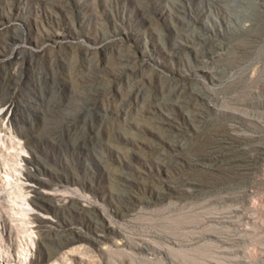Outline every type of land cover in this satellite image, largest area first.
<instances>
[{
    "label": "rangeland",
    "instance_id": "1",
    "mask_svg": "<svg viewBox=\"0 0 264 264\" xmlns=\"http://www.w3.org/2000/svg\"><path fill=\"white\" fill-rule=\"evenodd\" d=\"M0 264H264V0H0Z\"/></svg>",
    "mask_w": 264,
    "mask_h": 264
}]
</instances>
